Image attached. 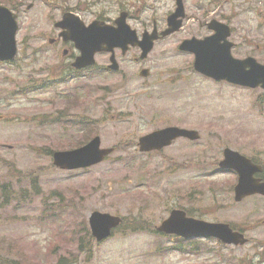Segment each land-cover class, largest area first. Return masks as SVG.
I'll list each match as a JSON object with an SVG mask.
<instances>
[{
  "label": "rangeland",
  "instance_id": "374dc122",
  "mask_svg": "<svg viewBox=\"0 0 264 264\" xmlns=\"http://www.w3.org/2000/svg\"><path fill=\"white\" fill-rule=\"evenodd\" d=\"M0 1L18 14L20 48L12 65L0 66V184L7 183L9 200L0 195V264H57L60 256L65 264H242L252 247L259 249L264 198L235 202L236 175L222 173L216 164L228 146L264 165L260 88L196 73L191 56L175 46L186 26L156 43L144 63L133 61L136 50L116 51L120 69L104 71L108 56L98 54L91 70L69 80L63 46L48 42L57 33L53 22L66 9L85 22L98 15L111 19L126 0H93V7L85 0ZM228 1L219 9L228 16L231 4L234 26L252 28L247 50L264 61V51H255L264 33V0ZM135 2L129 24L141 32L148 21L164 19L171 0ZM149 6L156 11L145 10ZM143 66L149 69L145 78L138 75ZM53 80L52 87L34 89ZM60 113L63 119L56 117ZM166 125L197 129L200 139H178L159 154L134 149L141 134ZM96 134L102 146L116 147L104 161L76 170L53 165V150L77 147ZM175 207L243 228L249 242L220 246L203 240L193 253L173 251L174 239L152 231ZM94 210L119 215L125 225L104 241L92 239L88 253L87 247L79 249V240L87 238L84 229ZM133 220L144 222L145 229L132 232Z\"/></svg>",
  "mask_w": 264,
  "mask_h": 264
},
{
  "label": "water",
  "instance_id": "95a60500",
  "mask_svg": "<svg viewBox=\"0 0 264 264\" xmlns=\"http://www.w3.org/2000/svg\"><path fill=\"white\" fill-rule=\"evenodd\" d=\"M177 17H179L178 12L169 17L171 27L164 33L180 26V20H176ZM15 18L16 15L12 14L7 7L0 5V59L12 58L16 52ZM124 20V15L116 19L117 27L108 26L101 21H93L85 26L77 16L66 12L55 25L64 28L60 35L65 40H72L75 47L81 51V55L73 62V66L82 68L94 63L93 55L97 51H109L114 46H121L125 51L128 43L136 44L135 31L130 30ZM212 27L220 33L218 25H212ZM141 44L143 47L141 57H145L152 46L150 37L144 38ZM214 47V41L208 39L202 42L184 41L180 45L181 49L195 54L193 68L197 72L215 80H227L233 84L252 88L260 85L264 89V64L258 63L252 57L242 60L233 58L228 48ZM110 59L112 64L109 68L116 70L118 65L113 55ZM146 72L147 70H142L141 74L145 75ZM177 137L195 140L199 138V134L196 130L167 126L141 136L138 140L139 150L161 149L171 144ZM112 150V148H101L99 136H94L81 147L53 152V164L61 169L88 167L101 162ZM223 156L224 158L219 162L220 167L232 169L238 173V181L234 186L235 200L239 201L244 196L252 194L264 195V181L253 176L255 172L261 171L260 165L228 147L224 148ZM121 221V217L117 215L97 210L92 211L88 218L91 234L97 241L108 237L112 228L118 226ZM156 229L185 239L213 236L224 243L236 245L244 244L247 240L243 233L233 231L227 223L196 219L187 216L184 210L177 208L172 209Z\"/></svg>",
  "mask_w": 264,
  "mask_h": 264
},
{
  "label": "flooded vegetation",
  "instance_id": "af4514ba",
  "mask_svg": "<svg viewBox=\"0 0 264 264\" xmlns=\"http://www.w3.org/2000/svg\"><path fill=\"white\" fill-rule=\"evenodd\" d=\"M88 6L93 7V0H85ZM2 2V1H0ZM227 2L228 4L230 3L228 0H208V4L205 5V2L202 0H183V7H184V12H185V18L183 20L182 26H186V35L181 37V40L183 41L184 39L192 38L195 37L197 39H205L206 37L212 35L215 31L211 30L208 27V23L210 22L211 19H216L220 22H223L228 25L229 27V32L228 35L226 36V40L230 42L231 47V53L236 56V57H247V56H254L251 52V50H247L249 47L251 48V41L254 38L252 28H249V30L246 29H239L236 28L233 24L234 18H235V12L232 11L231 4L227 6L228 8V16L225 14V12L219 7L222 6L225 7L226 5H223V3ZM4 4V3H1ZM136 4L135 0H126L124 4H118L117 5V12L118 14L122 11H127L128 13V19L131 20V14L129 11V8L134 7ZM5 5V4H4ZM176 7L175 1L171 0L169 3L168 8L165 10V14H169L172 12ZM193 8L197 10L196 12H193ZM155 6H149L145 10H150L152 12L156 11ZM76 10V8H75ZM66 11L72 12L74 14H77L74 10L72 9H66L62 10L60 15ZM78 15V14H77ZM79 16V15H78ZM197 17V18H196ZM196 18V20H195ZM111 21V20H108ZM194 21V22H192ZM163 25L166 26V21L162 20L159 21L156 18L152 19L150 21V24H146V26L143 28L142 31L147 30V28L156 29L158 31V34L162 31ZM194 26V27H193ZM256 27V24L254 25ZM177 33H173L171 35H167L165 37H159L155 42L154 45L157 42L163 41L166 38H169L170 36H174ZM54 39V44H59L63 46V52H64V57L67 58V60H73L75 56L78 54V51H76L70 42H65L61 40L58 36L52 37ZM181 40L175 41L176 46L179 45ZM224 43L222 39L219 40V44ZM131 49H138L136 47H130L128 49V52ZM243 49L244 53L241 56L235 55V52L237 50ZM256 52H263L264 51V33L262 34V39L259 44H256ZM20 48L17 47V53L13 59L9 60H1L0 59V66H8L12 65L15 61V58L19 55ZM188 55L193 58V55L191 53H187ZM255 57V56H254ZM256 58V57H255ZM147 59V58H146ZM144 60H140L137 57H134V60L138 62H144ZM257 59V58H256ZM258 60V59H257ZM259 61V60H258ZM264 62V61H260ZM227 172V171H222V173ZM258 176V175H257ZM254 196H259L263 197L260 195H254ZM253 197V196H252ZM264 198V197H263ZM216 221V220H212ZM211 240H214V242L219 244V241L214 239L213 237H210ZM206 240V239H205ZM259 249H253L251 248V251L248 252L247 256H245V259L242 264H264V238H261L259 242L256 244ZM233 264H240L238 261L235 260Z\"/></svg>",
  "mask_w": 264,
  "mask_h": 264
},
{
  "label": "trees",
  "instance_id": "16d2710c",
  "mask_svg": "<svg viewBox=\"0 0 264 264\" xmlns=\"http://www.w3.org/2000/svg\"><path fill=\"white\" fill-rule=\"evenodd\" d=\"M7 183H1L0 184V195L6 200V202L8 203L9 200L7 199ZM131 224V231L132 232H136V231H141L145 229L144 226V222H142L141 220H133L130 222ZM125 225V220H123V223L121 225V227ZM151 230V229H150ZM85 231V235L87 238H84L85 240H82L83 238H80L81 240H79V249L84 250L87 247L88 253H90L92 251V248L89 246L91 244V235L89 233V230L87 228L84 229ZM152 232L157 233L155 230H153ZM163 237H167L166 239H168L169 241H171L172 239H174V243L170 244V247L173 251L177 250L180 252H187L189 251L188 249H190V251L194 250V249H198V247L196 246V243H194V241H186L183 239H180L178 237L175 236H163ZM84 245V246H82ZM67 258L65 256H60L59 259L57 260V264H65Z\"/></svg>",
  "mask_w": 264,
  "mask_h": 264
}]
</instances>
